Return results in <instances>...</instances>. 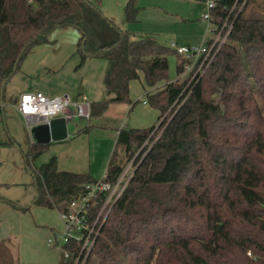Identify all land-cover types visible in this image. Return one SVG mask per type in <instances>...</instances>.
Instances as JSON below:
<instances>
[{
	"label": "trees",
	"instance_id": "1",
	"mask_svg": "<svg viewBox=\"0 0 264 264\" xmlns=\"http://www.w3.org/2000/svg\"><path fill=\"white\" fill-rule=\"evenodd\" d=\"M251 1L259 0L219 1L214 11L219 24L237 3L228 41L184 102L174 106L183 99L188 79L169 81L167 54L175 53L180 61L181 56L156 37L118 27L90 0H0V100L5 101L6 84L30 51L48 42L56 28L74 26L81 32L80 65L87 57L107 61L104 85L109 97L92 103L91 116L105 113L111 103L135 105L131 82L142 74L149 89L147 103L160 112L157 129L162 132L157 138L151 136L155 125L119 132L107 180L116 181L135 157L137 168L85 264L93 263L94 256L97 264H264V126L240 124L228 105L237 101L245 109V101L232 88L249 90L243 62L247 53L264 99V14H247ZM138 10L129 0V23L137 21ZM172 107V117L163 119ZM149 140L150 149L137 154ZM36 146L33 157L46 145ZM34 178L33 206L59 211L97 181L59 169L55 158L41 165ZM102 200L93 206L91 219ZM172 213L183 215L180 222H169ZM66 249L71 257L62 255L64 263L74 264L80 245Z\"/></svg>",
	"mask_w": 264,
	"mask_h": 264
},
{
	"label": "rangeland",
	"instance_id": "2",
	"mask_svg": "<svg viewBox=\"0 0 264 264\" xmlns=\"http://www.w3.org/2000/svg\"><path fill=\"white\" fill-rule=\"evenodd\" d=\"M90 1L98 5L102 12L118 27L154 36L158 41L168 46L173 41L177 46L201 45L207 36L208 24L202 20L204 12L207 11L204 0H134L139 10L137 21L131 23L126 19V7L129 0ZM243 6L244 3L238 7L242 9ZM253 12L257 16L264 14L263 0L249 3L246 13ZM80 39L81 32L77 27L56 28L51 33L48 42L38 45L30 51L22 61L20 69L6 84L3 111L0 114V221L14 225L15 221L23 218L37 231L31 234L33 240L36 241L34 250L32 246H29V240L26 237L21 241L16 237L23 249L19 264H66L60 249L48 244L50 238H54L55 234L64 229V220L60 211L33 206L36 197L34 174L39 167L55 158L61 170L91 175L97 180H102L106 176L110 158L117 144L118 133L114 127H129L134 124L127 116L124 119L115 120L114 115L109 117L103 113L88 120L77 118L78 116L75 114L71 118L77 124L85 127L90 121L93 127L89 131H79L64 141H53L44 146L39 155L33 157V154L38 150L37 146L34 147L36 143H34L31 129L28 127L25 117L17 110L21 93L35 91L43 85L52 84L60 91V95L68 94L74 100L78 98L80 92H83V95L91 102H99L106 98V90L102 81L107 70V61L103 58L87 57L80 65L82 60L80 54L77 53ZM250 55L251 53L243 55V62L249 72V76L246 77L249 78V90L240 92L236 86L232 88L235 89V94L245 101V109L241 108L237 101L228 105L237 122L242 120L240 124H244L243 122L246 121L253 127H260L264 126L261 125L264 123V99L261 93V84L253 75L252 65L248 59ZM167 56L169 81L181 80L178 73L179 58L175 53H169ZM57 59L63 60L58 71H53L49 64H44ZM240 85L248 88L246 82H242ZM147 87L143 74L140 79L131 82V96L140 99L136 105L140 106L143 105L144 100L148 101L146 91L149 89ZM70 108L76 113V107L71 106ZM174 108L176 107H172L163 119L166 116L171 118ZM249 110L252 111V115ZM160 122L161 119H156L152 123L145 119L141 125H146L142 127L155 125L151 136L157 138L162 132L157 129ZM104 124L108 125L105 128H97V125ZM248 130L251 132L252 128L249 127ZM152 143L149 140L137 154H140L142 150L150 149ZM119 158H122V155ZM20 207H30V209L24 211ZM191 212L189 210L188 213ZM182 216L179 214L177 217V213H172L169 222L177 218L178 223ZM6 225L2 230L7 229ZM2 230L0 228V231ZM15 236L8 235L6 237L15 238ZM10 242L13 244L12 240ZM11 244L5 243L1 246L0 264L18 263L14 261V258L9 257L11 255L7 254L8 246ZM42 254L53 260L39 262L37 257ZM95 258L96 256L91 264H97Z\"/></svg>",
	"mask_w": 264,
	"mask_h": 264
},
{
	"label": "built area",
	"instance_id": "3",
	"mask_svg": "<svg viewBox=\"0 0 264 264\" xmlns=\"http://www.w3.org/2000/svg\"><path fill=\"white\" fill-rule=\"evenodd\" d=\"M219 1L204 0L207 11L204 12L202 20L206 21L208 26L207 36H205V40L201 45L177 46L176 42L170 45L181 56V80L188 79L181 93V95H184L183 99L178 98L174 106H180L184 102L192 92L194 83L206 73L220 48L228 41L234 24L233 15L237 3L233 6L224 22L219 24L214 15ZM19 102L17 110L25 117L30 129L36 124L48 123L52 118L63 113L71 106L76 107L75 114L78 117L89 120L93 103L86 96H80L74 100L68 94L48 96L39 90L22 93L19 97ZM144 103H147V100H144ZM0 104L4 106V101L0 100ZM135 159L136 157L129 162L116 181H108L106 171L104 179L88 184L87 192L83 196L69 203L67 202V210L60 211L64 220V229L62 232L55 234L54 238H50L48 244L58 247L65 259L71 257L70 250H67L66 247L76 243L80 245L81 250L74 264H85L95 245L101 226L123 194L137 168ZM101 196L103 200L100 210L96 217L91 219L93 206L97 204ZM249 254L251 255L252 253L249 252Z\"/></svg>",
	"mask_w": 264,
	"mask_h": 264
},
{
	"label": "crops",
	"instance_id": "4",
	"mask_svg": "<svg viewBox=\"0 0 264 264\" xmlns=\"http://www.w3.org/2000/svg\"><path fill=\"white\" fill-rule=\"evenodd\" d=\"M127 30H130V29H127ZM137 34H139V33H137ZM62 63H63L62 59H59V60L57 59V60L51 61L50 63H44V64H49V67L51 70L58 71L61 68ZM102 82L104 85V79ZM163 85H164V83H161V84H159V87H161ZM104 87H105V85H104ZM154 89L155 88H152L153 91H154ZM38 90L44 92L48 96H55V95L61 94L60 91L57 90V88H55L54 85H52V84L43 85V87L39 88ZM105 90H106V88H105ZM83 94H84L83 92H80L78 95V98L80 96H84ZM108 97H109V95L106 92V98L104 100H106ZM131 98H132L133 102L137 103L140 101V99H136L135 97L131 96ZM104 100H102V101H104ZM102 101H99V102H102ZM93 102L96 103V101H93ZM148 106H149V103H144V101H143V105H140V106H138L136 104L132 105L129 103H111L108 110L105 112V114H107L109 117L114 115L115 120H121L127 116L128 119L130 120V122L131 121L134 122V124H132L129 127H142V126H146L144 124L141 125V123L144 122L145 119L149 120V122H151V123L155 122L156 119H159L160 112L158 110L152 108L151 106H149L150 108ZM74 115H75V112H73L71 110V108H67L66 111H64L63 113L58 115L59 117L70 118V122H68L69 136L67 137V139L71 135H73V134L75 135L79 131H83V132L89 131L90 128L93 127V124L90 121L87 125H85V127L80 126L79 124H77V122L73 121V119L71 118ZM92 117L93 116H91V118ZM77 118H82V117H77ZM107 125L108 124L97 125V128H105ZM124 127H127V126L118 127V128L114 127V129L117 130V133L119 135L120 130ZM117 139H118V137H117ZM64 140H66V139H64ZM64 140H60V142L64 141ZM54 142H58V141H54ZM45 145H48V144H45ZM21 219H19V221H17V222L15 221L16 225H15V223H14V225H9V222L0 221L1 230L3 229V226L8 223L6 225L7 229L0 231V248L3 244L5 245V243L11 244L10 241L12 240L13 244L8 246L7 254L11 255L9 257L12 259L14 258V261L18 262L17 264H19V262L21 261L20 255H21V252L23 249H22V244L20 246V242H17L16 237L20 238L19 241H21L22 238L26 237L29 240V246H32L33 250L36 247V241L33 240V238L31 237V234L33 232H37V231L35 230L33 225L30 226V223L28 221L23 220V218H21ZM8 235H11V237H14V235H16V236H15V238H8V237H6ZM0 253L2 254L1 249H0ZM30 260L31 259L29 258V261ZM37 260L39 262L40 261L41 262H49V261L51 262L53 259L51 257H48L45 254H42L39 257H37ZM13 264H14V262H13Z\"/></svg>",
	"mask_w": 264,
	"mask_h": 264
},
{
	"label": "water",
	"instance_id": "5",
	"mask_svg": "<svg viewBox=\"0 0 264 264\" xmlns=\"http://www.w3.org/2000/svg\"><path fill=\"white\" fill-rule=\"evenodd\" d=\"M70 118L56 116L48 123H39L32 127L34 143L45 145L53 141L64 140L69 136Z\"/></svg>",
	"mask_w": 264,
	"mask_h": 264
}]
</instances>
